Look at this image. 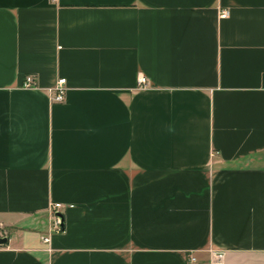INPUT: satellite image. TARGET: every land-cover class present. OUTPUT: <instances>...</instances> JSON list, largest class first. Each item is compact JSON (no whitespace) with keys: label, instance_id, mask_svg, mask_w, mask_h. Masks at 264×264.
<instances>
[{"label":"crops","instance_id":"1","mask_svg":"<svg viewBox=\"0 0 264 264\" xmlns=\"http://www.w3.org/2000/svg\"><path fill=\"white\" fill-rule=\"evenodd\" d=\"M0 228V264H264V0H0Z\"/></svg>","mask_w":264,"mask_h":264},{"label":"built area","instance_id":"2","mask_svg":"<svg viewBox=\"0 0 264 264\" xmlns=\"http://www.w3.org/2000/svg\"><path fill=\"white\" fill-rule=\"evenodd\" d=\"M229 16V11L225 10L221 12L222 18H227ZM148 80L146 77L142 76L139 78L138 85L140 88H144L147 86ZM38 86L37 80L35 76H27L23 82V87L25 89H32L36 88ZM67 79L66 78H60L56 84L51 89L52 95H53V101L56 103H62L65 101L67 96ZM63 208L62 204H53L51 207V212L53 216V231L56 233L62 232V224L60 218L57 216V214L60 213V210ZM0 237H8V233L3 229L0 228ZM49 239L46 238V241ZM195 261V259H192V262Z\"/></svg>","mask_w":264,"mask_h":264},{"label":"water","instance_id":"3","mask_svg":"<svg viewBox=\"0 0 264 264\" xmlns=\"http://www.w3.org/2000/svg\"><path fill=\"white\" fill-rule=\"evenodd\" d=\"M57 216L60 218L61 220V224H62V227L64 226V216L59 213L57 214ZM8 243V238L7 237H0V246H4Z\"/></svg>","mask_w":264,"mask_h":264}]
</instances>
